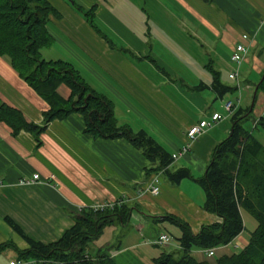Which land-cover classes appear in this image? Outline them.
<instances>
[{"label": "crops", "instance_id": "crops-1", "mask_svg": "<svg viewBox=\"0 0 264 264\" xmlns=\"http://www.w3.org/2000/svg\"><path fill=\"white\" fill-rule=\"evenodd\" d=\"M47 1L61 17L49 16L53 42L42 48V57L69 61L90 87L112 101L118 124L145 130L170 154H177L192 124L209 119L213 112L224 117L196 136L189 150L169 165L171 170L187 167L192 176L176 184L161 180L157 195L144 191L155 172L146 171L150 162L141 149L125 138H97L84 132L79 113L50 121L38 136L25 130L13 134L0 122V243L26 247L25 241L20 245L10 241L15 232L5 217L32 239L49 243L73 224L81 208L122 200L129 208L127 221L105 225L89 244V253L104 251L117 264H152L160 254L179 248L173 241L163 246L148 243L163 232L173 236L166 227L171 223L155 218L171 214L194 233L202 225L221 221L204 210V193L195 179L202 176L214 146L231 131L224 101L239 100L236 108L249 107L264 116V93L257 91L264 78V0H79L84 7L96 5V18L104 26L99 27L112 44L67 0ZM244 32L248 39H241ZM238 42L248 46V55L239 80L233 81L228 78L234 68L230 54ZM208 66L236 90L222 96L213 91ZM200 82L206 87L194 90ZM58 92L67 97L70 90L62 84ZM0 100L18 108L27 121L43 123L47 103L6 56H0ZM35 173L40 181L19 183ZM249 236L244 227L214 253L217 257L235 253L246 246ZM192 255L205 259L203 249L193 248ZM19 258L8 253L3 264Z\"/></svg>", "mask_w": 264, "mask_h": 264}, {"label": "trees", "instance_id": "trees-1", "mask_svg": "<svg viewBox=\"0 0 264 264\" xmlns=\"http://www.w3.org/2000/svg\"><path fill=\"white\" fill-rule=\"evenodd\" d=\"M67 1L112 44L97 24L96 5L85 8L75 0ZM50 15L61 17L47 0H0V56L8 57L13 69L48 105L42 113L43 123L38 125L27 121L18 108L0 100V122L7 124L13 134L25 130L38 136L50 121L79 113L83 117L84 132L97 138H125L141 149L150 162L147 172H161L174 184L190 178L187 167L169 169L172 154L145 130L133 131L128 125L118 124L112 101L90 87L69 61L42 57V48L53 42L48 30ZM121 50L133 56L127 48ZM208 68L212 76L210 88L218 95L236 90V86L222 83L212 66ZM62 84L70 90L67 97L58 92ZM203 87L206 85L200 82L192 88ZM257 91L264 93V78ZM251 113L249 107L235 108L230 116L229 135L214 146L202 176L195 179L204 193V210L216 214L221 221L202 225L194 233L186 222L171 214L155 218L167 220L180 230L179 236H174L179 247L175 252L179 255L164 252L154 258L152 264H264V142L243 126ZM257 126L264 129V116L256 119L253 127ZM241 208L257 222L246 246L213 260H197L192 255L193 248L206 250L226 245L244 229ZM128 215L129 208L123 201L102 210L81 208L74 214L73 224L49 243L32 239L11 218L5 217L26 247L17 249L12 242H4L0 243V248L12 246L18 250L19 259L33 260L36 264H117L104 251L91 255L88 247L105 225L124 223Z\"/></svg>", "mask_w": 264, "mask_h": 264}, {"label": "built area", "instance_id": "built-area-1", "mask_svg": "<svg viewBox=\"0 0 264 264\" xmlns=\"http://www.w3.org/2000/svg\"><path fill=\"white\" fill-rule=\"evenodd\" d=\"M249 35L247 33L241 34V39H248ZM248 52V46L243 42H238L232 48L230 54V61L234 64V68L228 73V78L233 81H238L240 77V66L246 58V54ZM239 102V100L237 101ZM237 102L232 100H227L224 102L223 106L228 115H231L237 106ZM223 115L219 112H213L209 119H202L197 123L192 124L186 132V141L185 144L181 147L180 151L177 154H172V158L175 159L179 154L185 153L190 148V142L196 138L199 134H201L207 128L213 126L221 119H223ZM40 181L39 174L35 173L31 177H22L19 179V183H35ZM144 191L151 193L152 195H157L160 192V180L159 173H153L150 175ZM122 200H117L114 202H102L95 204L92 208L94 209H104V208H112L116 204H120ZM172 241L170 234L167 232L161 233L156 239L148 241L150 244L156 245H167ZM204 253L207 257H211L214 255V248H209L204 250ZM22 262L21 259L10 261L9 264H20ZM29 264H36L33 260H28Z\"/></svg>", "mask_w": 264, "mask_h": 264}, {"label": "rangeland", "instance_id": "rangeland-1", "mask_svg": "<svg viewBox=\"0 0 264 264\" xmlns=\"http://www.w3.org/2000/svg\"><path fill=\"white\" fill-rule=\"evenodd\" d=\"M77 3L81 4L79 2V0H75ZM85 8H88V7H85ZM96 21H97V24L102 26L100 24V22L98 21V19L96 18ZM104 27V26H102ZM245 33V32H244ZM248 34V33H247ZM109 35L111 38H113V40H115L116 38L113 36L112 33L109 32ZM246 45V44H245ZM248 55V52L246 54V57ZM246 60V58H245ZM244 62V61H243ZM243 64V63H242ZM241 64V65H242ZM254 82H257V79L254 80ZM232 94H229L228 96H230ZM231 98L233 100H235V97H234V94L231 96ZM225 102V101H224ZM251 110V109H250ZM259 116L257 115L256 112H252L250 114V116L248 117V119H246L244 122H243V126L252 132V134L257 138L259 139V141L261 142H264V129L260 126H257V127H253L256 123V119L258 118ZM155 173H159V180L161 182V180L165 179L167 180L166 176L164 174H162L161 172H156V171H153ZM241 212H242V217H243V222H244V227H245V233L246 234H249L254 228L255 226L257 225V222L255 220V218L249 213L247 212L244 208H241ZM166 227L167 229L169 230L170 233H172V241L173 242H176V239L174 238V235L176 236L177 233H178V228L171 225V224H166ZM15 232V231H14ZM10 241H13L14 243H16L17 245H20V242H23L24 240L22 239V237L18 234V233H14V237L13 238H10ZM235 251H239V249L235 250ZM174 254L175 255H179L178 252H175V250H173ZM12 254L13 258H16L19 257V253L16 251V249H14V247L12 246H9L8 248L0 251V264H3L6 260V254ZM91 254V253H90ZM93 255V254H91ZM217 257V253H214L213 256L211 257H207L205 255V258H208L209 260H213L214 258Z\"/></svg>", "mask_w": 264, "mask_h": 264}]
</instances>
